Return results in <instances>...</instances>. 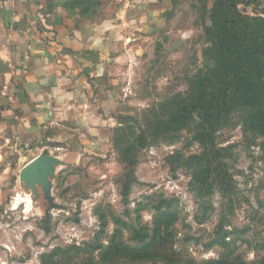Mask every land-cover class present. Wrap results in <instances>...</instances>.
<instances>
[{
    "label": "rangeland",
    "instance_id": "obj_1",
    "mask_svg": "<svg viewBox=\"0 0 264 264\" xmlns=\"http://www.w3.org/2000/svg\"><path fill=\"white\" fill-rule=\"evenodd\" d=\"M112 2L78 3L95 18ZM167 6L121 24L135 40L103 128L57 144L0 133V264H264V135L237 97L249 66L264 82V0Z\"/></svg>",
    "mask_w": 264,
    "mask_h": 264
},
{
    "label": "crops",
    "instance_id": "obj_2",
    "mask_svg": "<svg viewBox=\"0 0 264 264\" xmlns=\"http://www.w3.org/2000/svg\"><path fill=\"white\" fill-rule=\"evenodd\" d=\"M168 1L121 0L90 18L79 0H0V133L57 144L103 128V96L135 40L121 24L160 22Z\"/></svg>",
    "mask_w": 264,
    "mask_h": 264
},
{
    "label": "trees",
    "instance_id": "obj_3",
    "mask_svg": "<svg viewBox=\"0 0 264 264\" xmlns=\"http://www.w3.org/2000/svg\"><path fill=\"white\" fill-rule=\"evenodd\" d=\"M264 22V19L262 20ZM234 22H223L220 24L215 44L224 50L226 56L231 53V41L228 39V27H232ZM235 48V46H233ZM242 82L237 87V97L242 101V105L255 106L256 113L252 117L253 128L258 134L264 135V82L255 81L252 71L249 68L243 71Z\"/></svg>",
    "mask_w": 264,
    "mask_h": 264
}]
</instances>
